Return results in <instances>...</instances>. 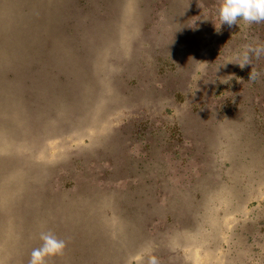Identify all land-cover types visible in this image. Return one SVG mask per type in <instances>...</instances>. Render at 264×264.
<instances>
[{
	"label": "rangeland",
	"instance_id": "374dc122",
	"mask_svg": "<svg viewBox=\"0 0 264 264\" xmlns=\"http://www.w3.org/2000/svg\"><path fill=\"white\" fill-rule=\"evenodd\" d=\"M88 1H91L98 12L103 11L110 18L112 15L111 19L113 14L116 17L124 4L123 0ZM150 2L151 0H143V5H140L141 0H128L122 6L123 10L121 14H118L116 22L111 25L118 35L116 37L107 35L108 41L103 50L95 51L93 58L90 59V54L84 51L83 45L74 46V51L68 50L69 44H73V41L61 31V26L72 19L74 12L70 15V5H80L81 0H0V69L5 66L4 69L15 67L17 80L23 81L22 78L26 76L25 67L13 61L25 50L32 49V46L40 39L41 43L43 40L51 42L54 46L52 50L58 52V54L50 55L51 49H45L44 44L39 47L37 51L49 54L48 62H45L42 68H47L51 73L58 75L60 81L73 80V84L68 88H61V96L54 103L52 101V104L58 106V117L52 116L51 122L58 123L59 119L65 120L61 122V125H68L69 135L65 138L51 136L52 132H49L50 129L46 130L43 123L35 124L39 116L38 110L29 106L30 112L23 114V118L20 119L23 123L17 126V131L21 133L20 142L15 143V148L11 150L17 154L19 146L24 149L22 144L31 143L30 151L38 150L39 155H48L46 159L49 162L54 161L52 165L57 166L54 170L52 168L50 177L54 183V189H52L54 193H50L51 197L61 194L63 197L75 191L74 186L69 184L72 186L66 187V190L61 192V183L56 180L58 177L69 176V180L92 184L95 190H115L116 193L125 194L126 200L132 205L135 203L141 206L142 204L143 208H146L150 207L154 200L162 208L170 202L174 209L177 206L176 198L193 201L196 187L208 189L216 182L222 184L226 161L220 160V156L226 153L224 160L226 155H229L228 157L232 158L240 172L237 176L228 179L229 186L206 194L208 207L203 209L201 217L193 220L185 215L181 219L174 218L169 224L166 221L165 227H162L160 231L154 229L149 237V239L161 237L162 240L154 244L145 241L141 243V246L139 243H133L134 237L129 234L128 227L120 222L112 233L118 236L112 238L109 251L108 236L97 239L91 237L89 242L91 245H94L97 240L104 248L100 254L105 260L98 258L96 264H148L152 256L157 258L159 264H264V136L258 132L256 123L253 121L254 116L249 109L235 108L231 113L230 109L218 111L215 107L197 108L198 103L195 102L191 85L188 83L184 86L182 78L185 77L181 76H184L185 72V76L190 75V83L200 78L205 80L206 74H198L200 66L196 64L201 62V66L204 67V53L206 56V52H209L211 48H206L202 54L199 51L209 43V35L217 41L223 38V44H225L228 42L231 29L236 28L240 33L244 30L246 33L249 25L240 20L231 28L220 25L217 8L221 0H196L193 7L187 1L186 3L173 1L172 5H169L170 12L166 18L161 5H152L151 13ZM76 12L78 14L75 13L77 15L75 19L84 20L80 11L76 10ZM148 21L153 22L152 29L146 28ZM166 21L169 24H166ZM82 23L83 25L78 27L81 32H87L89 38L93 30L89 31L86 28H90L93 22L90 19ZM193 30H198L201 37L198 36L199 40L193 38L191 42L187 39L196 35L193 34ZM254 32L255 30L247 31L252 41L255 36L261 38L260 33L252 35ZM233 36L238 38L237 35ZM183 44H187L189 50L194 48L184 52L191 53L188 62L185 61V55L176 53ZM164 45L167 47L173 45L169 55L177 61L179 70L168 71L157 77L152 69L138 71L136 60L138 59L139 64L146 56L153 60L155 56L154 52L150 53L151 47L158 49ZM107 49L111 50L112 57H115L111 60L118 58L120 63L133 55L134 63L124 69L116 79L115 92L110 85L104 86L106 89H101L103 77L106 78L107 75L113 77L123 69L120 65L113 67L109 63ZM239 54L241 53L226 56L222 63L223 68L219 65L214 67V70L218 72L217 79H211V81L208 79L213 87L221 88L223 92L231 86L241 85L243 78L247 79L245 84L253 82L249 80V74L254 68L251 67L250 70L246 65L241 69L235 64L238 62ZM37 55L38 53H34L31 57L39 62ZM88 61L91 71L88 67L82 76L79 65L87 66ZM150 64L155 68L152 61ZM102 67H107V75L102 74ZM207 70L209 71V68ZM247 71H249L248 74H245ZM94 72L99 74L95 73L94 77ZM137 72L141 77L142 86L139 87L129 82V79L136 77L133 74ZM28 76L35 78L36 74ZM17 80L14 84L16 88L25 87L26 84ZM260 80L259 91L264 92V71L263 78L260 73ZM0 81V85L6 84L2 82L1 73ZM178 82L182 87H186L183 91H187L179 101L173 98L172 92ZM255 82L260 84L258 78ZM158 83L162 85L159 86ZM90 87L94 89L92 96H88ZM255 94L251 90H245L242 99L256 102ZM112 95L114 96L111 99ZM131 112L135 113L134 117L140 114L148 115L155 120L159 118L166 122H179L185 132V139L179 145L182 146V152L175 156L173 154L176 150L175 144L165 143L161 133L148 138L132 133L127 126V117ZM124 124L126 127L122 133L125 134L116 139L114 149L99 152L101 147L98 144L104 143L110 134L108 127L118 128ZM155 128L156 124L153 129ZM147 130L151 133L149 129ZM3 137L7 138V135L2 136L0 145H3V142L6 143ZM88 138L89 143L94 146L87 144ZM146 141L151 142V149L146 148ZM29 150L26 149L28 152ZM192 151V156L189 157ZM78 159H82V166L77 163ZM109 159L115 160L114 175L108 172ZM19 177V181L24 182V175ZM135 188L137 191H134ZM84 189L87 190L83 187ZM88 189L90 190L89 187ZM217 191L219 193H216ZM12 197L13 195L6 194L2 199L11 201ZM51 199L53 210L47 221L65 220V224L68 225V220H75V217L64 215L60 208L54 207L57 200ZM113 201L115 206L119 204L118 198ZM104 203L109 205L110 199H106ZM91 207L93 213L90 214L88 223L93 228L90 231L94 234L99 233L94 227L96 222L103 227L100 233L106 232L105 227H108L109 223L103 216L104 208L97 210L98 207L95 205ZM0 208H4V205ZM187 210L192 213L191 208L187 207ZM157 215L163 216L162 212H158ZM12 216L15 215L11 214ZM149 219L151 218H148V221ZM161 221H165V218H161L158 222ZM158 222L152 223L151 228L156 227V223L160 224ZM188 222L194 223L191 229H197L199 232L183 236L178 235L179 232L173 229L176 223L189 226ZM7 225L10 227H5L4 232L0 234V264H26L34 245L40 242L37 248L41 244L40 235L33 234L30 240L20 242L25 235L23 226ZM51 229L54 232L61 228L46 225L43 232L51 231ZM174 232L175 239L168 241L169 238L174 237ZM142 234L141 237L137 236L135 241L142 242L141 239L144 240L147 233L142 231ZM126 249L130 254L125 253ZM156 249H160V252L155 251ZM119 252L120 255L124 252L122 255H125L124 259L126 258L124 263L120 262ZM147 254L149 258L148 256L145 258ZM95 255L97 252L94 253V258H96ZM65 257H69L67 251H64L63 255L52 258L49 264H61L64 259L66 260Z\"/></svg>",
	"mask_w": 264,
	"mask_h": 264
},
{
	"label": "trees",
	"instance_id": "16d2710c",
	"mask_svg": "<svg viewBox=\"0 0 264 264\" xmlns=\"http://www.w3.org/2000/svg\"><path fill=\"white\" fill-rule=\"evenodd\" d=\"M173 1H184L185 3L187 1L188 4L193 7L194 1L196 0H151V13L152 5H161L162 11H164V17L166 18V15L170 12L168 11L169 5H172ZM127 2L128 0H123L124 4ZM124 4H122V6ZM140 5H143V0H141ZM122 6L118 11V14H121L123 10ZM70 8V15L72 14V12H74L72 15V19L67 22L65 21L66 24L64 26H61V31L67 34L70 37V40L73 41V44H69L70 46L68 50L74 51V46L81 47L83 45L84 51L89 53V58L92 59L95 51H97L98 49L103 50L105 44L108 41L107 35L113 37H116L118 35L116 32H114L115 29L113 28V26H111L116 22L118 14L116 13V17L113 14V19H111L112 15L110 18L105 14V12H98L96 10V7L91 4V1L88 0H81L80 5H70ZM76 10H79L81 15H83L84 20L82 21H88L91 19V21L93 22L90 28H86L89 31L93 30V33L89 36V38L87 37L88 33L81 32L80 28L78 27V25L82 26L83 23L81 20L75 19L77 17L76 14H78ZM102 20L108 22L105 23ZM94 21H97V23H94ZM87 24L88 23H86V25ZM166 24L169 23H167L166 21ZM152 26L153 22L148 21V27L146 28L150 27L152 29ZM248 30H255L252 35L255 33H260L261 38L255 36L254 41H252V38L248 37L247 35ZM247 31L245 33L243 30V33H240V31H237L236 28L233 30L231 29L229 33L230 37H228V42L225 44H223V38L221 40L219 38V40L217 41V39H212L211 35H209V43L204 46L199 52H201L202 54L203 52H205L206 48H211V52H206V56L204 53V67L203 65L201 66V62L196 64L200 66L198 74L202 75L203 73H205L207 78L205 80H201L200 78L199 80H195L193 83H190V75L185 76V72L183 73L184 76L181 75L182 77H185L182 78V83L184 84V86L188 83L191 85V89L193 90L192 92L195 94V102L198 103V105H196L197 108L209 109L210 107H215L218 111L230 109L232 111L231 113H233L235 108L249 109L254 116L253 121L256 123L255 126L258 129V132L260 133V135L264 136V92L259 91V85H261L260 75L258 77L260 84L255 82L257 81V79L250 84H245L247 79L243 78L241 85L237 84L231 86L230 89H225L223 92L221 91V88L213 87L212 84H210V82L208 81V79L210 81L211 79H217L218 72L214 70V67L219 65L223 68L224 64L222 65V63L224 62V58L226 56L238 52L242 53L244 50V46L247 44H251L253 46L264 45V23L248 26ZM193 34L196 35H193L187 40H190L191 42L193 38H195V40H199V31L193 30ZM233 35H237L238 38ZM43 44L45 49H51L52 52L50 55L54 53L58 54L57 51L52 50L54 46L51 44V42L43 40V43H41L39 39L38 42L35 43L34 46H32V49L25 50V52L28 51V53L24 52L25 54L23 53L22 55H19L18 58H15L13 61V63H18L25 67L26 76L22 78L23 81L21 79H18L21 80L24 85L26 84L25 87L23 86V88H16V86H14L15 81L17 80V76L15 75V67L4 69L6 67L5 66L0 69V73L2 74V82L6 83L0 85V139H2V136L4 134L7 135V138L3 137L6 140V143L2 141L3 145H0V206L4 205V208H0V234L4 232L5 227H10L7 224L22 225L25 231L24 237L20 239V242H22L28 239L30 240L33 234L40 235V233L43 232L44 226L46 225H51L52 227L59 226L61 229L59 231H55L53 229V233H55L57 237L66 241L67 247L65 251H67V255L69 256L65 257L66 260L64 259L65 261L63 260L61 264H87L88 262H91L90 264H96L98 258L105 260L104 256L100 254V252L103 251L104 248L99 245L101 244V242H98L97 240H95L94 245H91V243H89L91 237H96L97 239L98 237L108 236L107 244L109 251L112 238L118 236L112 233L115 231L116 225L121 222L123 223V225L125 224L128 227L129 234L134 237L133 243H139L140 246L141 243L145 241H150L151 244L158 243L160 240H162L161 237H151L149 239L151 231H153L154 229H158V231H160V229H162V227H165L167 223L169 224L173 222L174 218L181 219L185 215H188L189 217L193 218V220H195L196 218L201 217L203 209L208 207L206 194L210 191L214 192L215 190L229 186L228 179L232 176H237L240 172L239 170H237L235 163H233L232 161V158L228 157L229 155H226V160H224V154L226 153H222V155L220 156V160L226 161L223 170L224 174L222 184L216 182L214 183V186H210L208 189H201V187L199 186L196 187L193 201L190 199L189 201H186L176 198V209L173 208L172 203L170 202L166 203V205L162 208L154 200L151 203V206L146 208H143V205L140 202L139 203L141 204V206L136 205L135 203L132 205L128 202V200H126L125 194L116 193L115 190H95L92 184L82 181L79 183L78 181L69 180V176L58 177L56 180H59L61 183V192L63 190H66V187L72 185L74 186L75 191L63 197H61L62 194L51 197L52 194L50 193H54L52 190L54 189V183L50 180V177L52 168L54 170L57 166L52 165L54 161L49 162V160L46 159L48 158V155L46 154L41 156L39 155L40 151L38 150L36 152L30 151L29 149L32 148L31 143L22 144L24 149L19 148V146L17 154L11 150L12 148H15V143H17L18 141L20 142L19 139L21 137V133L17 131V126L23 123V121L20 120L23 118V114H27L30 112L29 106H33L38 110L39 116L36 118L35 124L42 125L43 123L45 129H50L49 132H52L51 136H61L62 138H65L67 135H69L68 125H61V122L65 120L59 119L60 122L58 123L51 122L52 116L56 115V117H58V106L52 104V101L54 103L56 99L61 96V88L65 89V87H70L73 84V80H71V82L66 79L60 81L61 79L58 78V75L56 76L54 73H51L47 68H42L43 64L45 62H48L49 57V54H44L42 51H37V49L43 46ZM175 47L177 48L178 46ZM172 48L173 45H170V47L164 45L163 47H160L158 49H156L155 47H151L150 53L154 52L153 55L155 56V58L151 60L146 56L144 57L145 59H142V61H140L141 64H139V61L137 59L136 61L138 63L136 64V66L138 71L152 69V71H155L157 77L164 75L165 72L168 71H174L175 69L179 70V64L177 63V61L174 59V57L169 55ZM193 49L194 48H191L189 50L187 48V44H183L179 49H177L176 53L178 55H185V61L187 60L188 62L189 58L191 57V53L188 52L187 55L184 52L191 51ZM108 51L109 54L107 55V57H109V63L113 67H115V65H120L123 67V69L116 75L111 77L110 75H107V67H102V74H106L107 76L106 78H102L101 89H106L104 86L109 87L110 85V88L115 92L116 79L119 78L121 72L124 69H127L134 63L132 60L133 55L130 57V59H125V62L120 63V59L118 58L114 61L111 60L115 57H112L111 50L107 49V52ZM34 53H38L37 57L39 58V62L31 57V55H33ZM102 54L104 55V52ZM150 61L154 63L155 68L150 64ZM237 63L238 62H235V64ZM86 64L87 66L83 64L79 65V72L82 76L88 70L90 62L88 61L86 62ZM251 67L254 68V70L259 74L261 73V76L263 78L264 54H262L259 58H256L254 55H252L251 63L250 65H248V68L251 70ZM208 68L209 71L207 70ZM89 69L91 71V67H89ZM234 70L236 71V69ZM248 72L249 71H247L245 74H248ZM33 73L36 74L35 78L28 76ZM95 73L99 74L97 72H94V77ZM133 76L136 77H134L133 79H129V82L136 84V87L142 86L140 83L141 77L139 72L133 74ZM238 77L240 78L239 75ZM233 78L235 79L236 76ZM83 80L85 81L84 77ZM180 82L175 85L176 87L172 91L173 98L178 101L182 100L181 98L184 97L186 95L185 92H187L183 91L186 90L183 89L186 87H182ZM158 85L160 86L162 84L158 83ZM245 90H251L252 93H256L254 99L256 100V102L242 99V95L245 94ZM89 93L90 94L88 96H92L94 94V89L92 87H90ZM113 96L114 95L110 96L111 99ZM143 107L145 108V105H143ZM194 110L195 109H193V111ZM42 112H46V114H42ZM138 115V117H134L135 113L131 112L128 115L129 117H127V126L130 130H132V133H134L136 136L144 138H148L150 136H158V134L161 133L164 136L163 139L165 143L171 142L175 144L176 150L173 152L175 156H178L179 152H182V146L179 145L185 139V132L179 122H166L159 118H156L155 120L148 115ZM155 124L156 128L153 129ZM125 127L126 124L118 128L108 127L110 134L108 135V138L104 143L98 144L101 147L99 149V152L110 151L111 149H114L113 146L116 143V139L125 134L122 133ZM147 129H149L151 133H148ZM89 141L90 139L88 140V143H86L90 146H94V144L89 143ZM151 147V142L146 141V148L151 149ZM26 149L29 150V152L26 151ZM192 153L193 151L190 153L191 155H189V157L192 156ZM114 162L115 160L113 161V159H109L108 161V164L110 165L108 172L110 173V175H114L116 171L115 167L113 166ZM77 163L82 166V159H78ZM82 170H84V168ZM22 175H24V182L21 183L19 181V176ZM83 187L87 188V190H83ZM88 187L90 188V190L88 189ZM136 189L137 188H135L134 191H137ZM10 192H13L14 194H11ZM56 192H58V190H56ZM216 193H219V191H217ZM6 194L13 195V199L11 201H5L4 199H2ZM51 198H56L57 200V203L54 205V207L60 208V211L64 215L67 214L75 217V220H68V225L65 224V220L60 221L59 219H53L52 221H47V219L51 217L50 215L53 210V200ZM115 198L119 199V204L117 206H115V201H113V199L115 200ZM106 199H110L109 205H106V203H104ZM92 205L98 207L97 210H100L101 207L104 208V211L102 213L104 218L107 220V223H109V226L105 227L106 232L104 233H100L103 227H101L96 222L94 227L97 228L99 233L94 234L90 231V229L93 228V226L88 223L90 221V214L93 213L91 209ZM187 207L191 208L192 213L187 210ZM158 212H162L163 216L157 215ZM11 214H14L15 216L11 217ZM148 218L151 219H149L148 221ZM161 218H165V221L158 222L159 220H161ZM154 222H158L160 224L156 223V227H153L152 229L151 226ZM188 224L189 226L184 225L183 223H176L173 229H176L177 233L179 232L178 235L183 236H188L189 233L195 234L199 232L197 229H191L194 223L188 222ZM142 231H145L147 233L145 234V239H141L142 242L135 241V238H137V236L141 237L143 235ZM173 236L174 237H172L171 239L169 238L168 241L175 239V232L173 233ZM75 237H77L78 239H76ZM39 243L37 242L34 245V248H36ZM127 250L128 249H126V251ZM126 251L125 253L130 254L128 253V251ZM155 251L160 252V249H156ZM96 252V258H94V253ZM123 254L124 252L121 255L120 252L118 253L120 262L122 263H124L126 259H124L125 255L122 256ZM146 256H148V254L145 255V258ZM149 257L150 256H148V258ZM27 260L28 261L26 264H29L30 256L27 257ZM50 260H52V258L48 260V264Z\"/></svg>",
	"mask_w": 264,
	"mask_h": 264
},
{
	"label": "clouds",
	"instance_id": "9594fccd",
	"mask_svg": "<svg viewBox=\"0 0 264 264\" xmlns=\"http://www.w3.org/2000/svg\"><path fill=\"white\" fill-rule=\"evenodd\" d=\"M217 15L220 25H227L229 28L237 25L238 20L249 26L264 23V0H221ZM262 54H264V45L247 44L243 52L237 56V65L243 69L246 65H250L252 55L259 58ZM259 75L252 69L249 80L255 81ZM39 239L41 244L32 250L29 264H48L50 258L63 255L67 247L66 241L51 231L41 232ZM148 264H159V262L155 256H152Z\"/></svg>",
	"mask_w": 264,
	"mask_h": 264
}]
</instances>
